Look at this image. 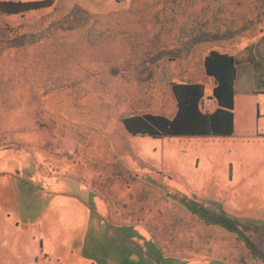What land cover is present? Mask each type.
I'll return each mask as SVG.
<instances>
[{"label": "rangeland", "instance_id": "obj_1", "mask_svg": "<svg viewBox=\"0 0 264 264\" xmlns=\"http://www.w3.org/2000/svg\"><path fill=\"white\" fill-rule=\"evenodd\" d=\"M53 1L22 15L0 14V167L34 185L43 173V189L67 183L80 195L102 181L108 204L123 211L143 204L173 249L194 241L203 221L223 225V234L204 226V238L230 237V224L241 227L246 210L264 203L257 194L262 140L244 133L155 140L130 135L122 121L173 119L172 84L202 83L209 109L215 83L204 72L205 55L235 51L260 35L264 0ZM253 190L257 196H248ZM140 218L149 217L139 211ZM159 260L176 264L173 256Z\"/></svg>", "mask_w": 264, "mask_h": 264}, {"label": "crops", "instance_id": "obj_2", "mask_svg": "<svg viewBox=\"0 0 264 264\" xmlns=\"http://www.w3.org/2000/svg\"><path fill=\"white\" fill-rule=\"evenodd\" d=\"M251 38L237 50L222 54L234 58L237 73L234 135L244 133L248 138L262 140L264 149V31ZM184 84L202 85L200 82ZM211 105L206 109L208 112L215 111L210 109ZM205 107L204 100V111ZM19 175L17 169L0 167V264H125L126 261L163 264L159 258L171 261L172 256L176 264L179 261H187V264H225L228 261L229 264H264L263 202L258 209L246 210L241 227L230 224L231 228L242 232L240 239L231 231L230 237L219 239L216 233H211L215 237L204 238L201 230L204 226L221 234L223 226L214 225L212 220L209 226L203 221V225L195 226L194 241L186 245L180 240L179 247L173 249L161 222L139 223L138 214L143 205L123 211L120 203L118 209L108 204L107 187L102 181L93 183V189L86 182L89 188L80 195L69 190L67 183L61 190L57 182L48 185L51 190L43 189L40 183L43 173L38 178L33 177L35 185L25 182ZM259 182L257 194L264 198V178ZM126 188L137 196L140 194L132 186L126 185ZM246 192L248 196H257L254 190ZM251 203L248 202V208ZM107 228L110 231L107 232ZM105 241L109 242L106 252L102 250ZM139 249L145 255L141 256ZM87 250L94 253L88 255Z\"/></svg>", "mask_w": 264, "mask_h": 264}, {"label": "trees", "instance_id": "obj_3", "mask_svg": "<svg viewBox=\"0 0 264 264\" xmlns=\"http://www.w3.org/2000/svg\"><path fill=\"white\" fill-rule=\"evenodd\" d=\"M53 2V0L0 1V14L22 15L29 11L50 8ZM203 66L206 76L215 83L212 97L209 98L215 101L214 112L203 109L205 97L203 85L172 84L171 90L177 108L173 119L169 120L160 115L149 114L128 117L122 121L125 130L132 136L150 137L155 140L176 137H232L234 135V82L237 75L234 58L227 54L210 51L204 57ZM142 213H145L149 218L147 221L140 218L139 223L154 222L157 219L150 210L147 213L145 206L142 207ZM217 223L220 224V222ZM221 226H223L222 222ZM227 230L228 235L231 231L238 235L239 239L242 236V232L235 227L229 226Z\"/></svg>", "mask_w": 264, "mask_h": 264}, {"label": "built area", "instance_id": "obj_4", "mask_svg": "<svg viewBox=\"0 0 264 264\" xmlns=\"http://www.w3.org/2000/svg\"><path fill=\"white\" fill-rule=\"evenodd\" d=\"M210 102H211V101L209 100V101H208V106H210Z\"/></svg>", "mask_w": 264, "mask_h": 264}]
</instances>
